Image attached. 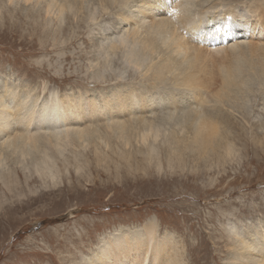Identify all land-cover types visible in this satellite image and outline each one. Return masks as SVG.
<instances>
[{
	"label": "rangeland",
	"instance_id": "rangeland-1",
	"mask_svg": "<svg viewBox=\"0 0 264 264\" xmlns=\"http://www.w3.org/2000/svg\"><path fill=\"white\" fill-rule=\"evenodd\" d=\"M13 1L0 0V93L4 91L3 89L7 91L9 86H13L27 90L32 102L33 98L39 95L46 104L45 100L53 97H57L56 99L60 97L62 103L63 98L68 95L76 98L83 92L100 95L110 90L113 87L111 85L116 87L117 83H120L118 89H127L133 85L137 89L145 87L151 91L149 88L151 78L148 76L150 73L144 72V67L138 70L131 57L126 55L127 51H124V48L108 58L105 57L104 51H100L102 46L104 50L109 49L106 42L110 39L109 36H121L123 34L118 33L119 30L139 25L138 22H124L127 18L123 14L124 11L130 10L128 7L133 8L129 3L137 4L142 0H133L134 3L128 2L126 6L118 2L84 0L81 9L77 6L71 8L76 9L75 18L72 12L66 10V19L61 15L56 18L57 7L50 9V17L47 19V1H59L57 4H65L62 0H41L39 4L36 0ZM176 1H163V3L167 2L163 6L164 9L157 4L154 10L156 12L161 10L158 13L159 17H162V14L163 17L170 16L172 11L169 10L173 9ZM249 2H252L253 6L256 5L255 8L252 6L253 12L264 11V0H192L191 2L189 0L187 6L189 5L188 9L191 11L187 18L190 22L197 21V13L202 10L199 17L206 14L212 16L215 13L221 16L224 15L223 12L230 11L237 14V17L242 15L258 19L260 16H251V13H248ZM181 19L183 18L175 21L171 18L168 23L174 29L176 25H181L180 31L186 35L188 45L195 47L193 48L195 53L196 49H199V53H196L197 57H200V48H204L203 60H200L196 67L202 64L205 67L209 66L205 70L206 73L203 71V66L197 68L200 73L198 78L208 84L206 86L208 94L205 93L201 98L204 102L202 101V105L199 106L198 103L201 101L198 94L204 91L182 87L181 70H177L176 73L174 68L175 74L170 73V70L163 72L165 77L168 73L171 77L168 75L170 78L167 76L165 82L157 89L161 91L166 89L167 94L176 88L190 93L194 100L189 105L201 107V111L205 113L208 110L207 115L215 117L214 119L223 125L220 138L222 137L221 140L224 142H221V147H216L217 151H214V154L212 152L211 156L201 155L198 152L193 155L186 151L185 157L179 160L178 164L174 160L178 154L171 151L170 155L176 157L173 159L174 163L170 162L169 165V162L163 158L168 155L166 148H170L171 137L178 135L176 132L181 130L180 124L159 123L158 129L164 134H161L158 141L166 143L161 146L166 150L155 152L160 155L161 161L157 162L160 163V167L142 169L144 163H141L137 151H142L145 145L140 146L143 145L141 142L137 144L140 138L139 131L129 133L125 140V137L119 139L117 136L119 134H113L114 130L106 128L100 132L97 139L92 137L86 140L68 141L71 136L66 135L69 131L62 130L63 127L59 129V136H54L51 132L57 129L54 130L52 126H45L53 128L50 131L37 126L41 122H53L50 117L38 116L35 120L36 128L34 125L29 128L24 126L25 119L22 122L11 112L8 117L12 115L13 119L7 123V130L3 137H0L1 140L4 138L10 141L4 142L5 145L0 144V154H2L0 156V264H90L97 259L100 244L111 229L132 225L144 233L146 224L143 223H147V220L153 217L158 223L156 240L158 245L168 244L170 248L167 254L171 252L172 258L177 262L182 260L179 264H232V260L233 263H239L230 256L231 252H237L233 239L237 241L245 239L255 227H261L259 237L264 236V63L256 61L257 66L262 63L261 70L253 72V69L249 68L253 57L249 59L248 52L242 51L243 57L240 56L241 60L239 58L238 62L240 68L243 67L241 77L247 79L244 90L239 88L237 92L240 94L236 92L237 94L231 98L233 99L231 103L227 102L226 106L218 105L215 95L212 94V91L218 90L221 85L219 75H214V72L217 74L220 71L219 66L223 64L221 61L226 63L229 61L224 58L231 53V50L239 49H229V52L224 44H230V39L235 41L244 35L243 33H246L247 43L251 40L250 35L256 33L254 29L258 30L260 25L252 26L253 29L249 30L250 25L248 28H243L236 24L232 28V36L226 43L220 42L219 37H212L210 41H214L215 44L209 45L206 41V44L200 43L199 40L198 42L197 36L192 37L191 32L186 34L185 24L183 22L179 24ZM251 22L253 24L254 21ZM59 23L62 27L60 31L56 30ZM208 28H203L202 32H207ZM142 30L143 28L140 32ZM262 33L264 34V31ZM144 34L143 30L142 35ZM254 40H251L252 43ZM261 42L264 47V38L257 39V44ZM243 46L248 49L250 44ZM220 47L226 48V51L224 50L223 53L221 49H217ZM204 50L209 51V54ZM217 50L218 54H216ZM163 55V48H158L157 51L152 52L150 59L146 56L144 65L149 63L151 65L152 58L154 62L160 61ZM132 59L135 60L134 57ZM191 59L190 56V61ZM100 61L102 64L107 63L108 67L105 69L109 74L105 79L114 78L112 82L108 83L107 80L97 82L102 71L100 69L104 68ZM98 62L99 64L95 65ZM192 66L191 68L194 69ZM199 68L202 70L200 71ZM171 74L178 75L175 77V82H172ZM206 74L210 75L207 77ZM203 76H206V81ZM89 97L92 100H102L98 95L90 94ZM14 104L15 102L12 101V105ZM189 105L181 109H186ZM210 109L213 111L211 112ZM91 110V107L87 110L85 123L91 122L88 118ZM18 111L16 110L17 113L22 112V117L24 115L26 118L29 117V112ZM70 113L72 111H68L65 107V114L70 115ZM158 116H160L159 120H163L162 113ZM16 122L17 124L20 122V128L23 127L21 130L19 126H14ZM60 125L66 126L62 120ZM22 132H30V136L20 135ZM169 133L170 139H167ZM27 142L30 146L26 144ZM125 142H130L132 147L122 149ZM10 144L12 145L9 147ZM230 145L233 152L228 154L227 149ZM34 149L36 152L32 153L31 150ZM9 151H12L10 155ZM127 155L128 161L122 158ZM128 162H132L129 168ZM49 165L52 167H48ZM39 171L43 172L46 178H40L37 174ZM50 175H54L56 183L53 184ZM164 237L169 241H165ZM167 254L163 253L156 261H150V256L143 255V264H166Z\"/></svg>",
	"mask_w": 264,
	"mask_h": 264
},
{
	"label": "bare ground",
	"instance_id": "bare-ground-1",
	"mask_svg": "<svg viewBox=\"0 0 264 264\" xmlns=\"http://www.w3.org/2000/svg\"><path fill=\"white\" fill-rule=\"evenodd\" d=\"M12 1L13 0H10V2H12ZM26 1H32V0H26ZM36 1H37L36 3L39 4V2L41 0H36ZM83 1L84 0H62V2H65V4H61V3L57 4V2H59V1H54V2H48L47 1V7H46L47 19H49V17H50L49 16L50 12H51L50 9H52L54 7L58 8V14H57L56 18H58L59 15H61V16H63L64 19H66V17H65L66 10H68L69 12H72V16L75 18L76 17V14H75L76 9H71V8L77 6L81 9V7L83 6ZM103 1H107L108 3L118 2L121 4H125V6H126V3H128V2L132 1L134 3L133 0H103ZM163 1H169V0H163ZM163 1L162 0H142V2H138L137 4L136 3H134V4L129 3L130 6L133 5V8L128 7V8H130V10L128 9L126 12L124 11L123 16L125 18H127V20H124V19L123 20H124V22H128V21L133 22V23L138 22L139 25L137 24V25L131 26L129 28H124L123 30L121 29V31L119 30L118 33L123 34L121 36L111 35L112 34L111 33L110 34L111 36H109L110 39L108 41H106V42H108L107 46L109 47V49L104 50V48L102 46L103 44H102L101 45L102 47L100 50L102 52L104 51L105 57L107 56V58H108L109 56H112L111 54H115L116 51L122 50L121 48H124L125 49L124 51H127L126 55L131 57V61L137 67L138 70L141 67H144V72L150 73V74H148V76L151 78V79H149L150 87L149 86H147V87H149L151 89V91L145 87L143 89L142 88L137 89L133 85L129 86L127 89H118L120 87V83H117L115 85L116 87H114V85H111L113 87H111L110 90H106L105 92H102L103 94H100V95L94 94L92 92H90V93L88 92V94L83 92L79 96H77L76 98L71 97V95H68V97L63 98L62 103L60 102L62 100L60 97H59V99H56L57 97L54 98L52 95L53 98L45 100V102H46V104H45L43 98H40L39 95L37 96V93H36L37 98L36 97L33 98L34 101L32 102L31 101L32 99H29V95H28L27 90L26 91L21 90L19 88H14L13 86L10 87L8 85L9 88L7 89V91L5 89H3L4 91H2V93H0V137H3L2 135L7 130V128H8L7 123H9L13 119L11 117L12 115L8 117V115H10V113L12 112V114H14V116H17V117H15L16 119H18V120L21 119V121L23 119H25L26 122H24V124H25L24 126L29 127V128L33 127V125L34 126L36 125L35 120L37 119L38 116L39 117H50L53 120V122L48 121L47 123H42L40 121L41 123L37 126H41L42 128H46V129H44L45 131H50L53 128H54V130L57 129V130L51 132L54 136H59V134H60L59 129H61L63 127L62 130L69 131L67 133L65 132L66 135L71 136L67 139L68 141L69 140L75 141V139L86 140V139H90L92 137L97 139L98 136L100 135V132H102V130H104L106 128H109L110 130H114L113 134H119V135H117L118 138L120 139V138L125 137V140H127L126 137L128 138V136H126V135H128L129 133L134 132V131H139L138 135L140 136V138L137 141V144L141 142L143 145H140V146L145 145V148L142 151H137L138 153L136 152L137 154H139L138 157H139L141 163H144V167L142 169H145V167L150 168V169L151 168L155 169L156 166L157 167L159 166L160 163L158 164L157 162L161 161L160 155L155 153L156 151H159V150H166L167 149L168 155L165 154L166 157H164L163 159H166L165 161H168L169 165H170V162H173V159L176 157L175 156L173 158V156L170 155L171 151L178 154L177 158L174 159L175 161H177V164H178L179 160H182L185 157L186 151H188V154H193V155L195 152H198L201 155H205V156H211L212 152L214 154V151H217V150H215V148L216 147L220 148L221 147L220 144H222L224 142L223 140H221L222 137L220 138V134L222 133L221 129H223V125H221V123L218 120H215L214 119L215 117H213L211 115L209 117V115H207L208 110L205 113V112H202L203 110L201 111V109H202L201 107L199 108V107H195L194 105L193 106L189 105V103L194 100V98L189 95L190 93L183 92L182 90H178V88H176L175 90L169 91V93L167 94L166 89H165V91H164V89H163V91H161L160 89H157V88H159V85H161L165 82L164 79L168 75L170 76V73L175 74V72H174V69H175L176 73H177V70H181V75H183L180 79V81L182 80L181 83L179 82L182 85V87L183 86L188 87L191 90H193V88L196 90L201 89L204 91V92H200V94H198V96L200 97L199 100L201 101L200 103H198L199 106L202 105L201 104L202 101L204 102V99H201V98L205 95V93L208 94V92L206 91V86L208 84H206L204 81H202V79L198 78L200 73H199L197 68L200 66H203L204 67V68L202 67L203 71H205V70H207V68L209 66L207 65L205 67L202 64L200 66L197 65V67H196V64L198 62H200V60H203L202 58L204 56H203L202 49H204V48L203 47H202V49L200 48L202 53L200 52V57H197L196 53L198 52L199 49L198 50L196 49L197 52L195 53L194 52L195 50L193 49L195 47L188 45V42L185 39L186 35L184 34V32L182 33L180 31L181 25H176L175 29H174L172 26H170L168 21L171 18L175 19V21L179 18H183V19L179 20V24H181L182 22L185 24V27H186L185 31H187V29H189L188 31L191 32L192 37L197 36L198 40L201 41L200 43L206 44V42H207V44H209V45L215 44L214 41H210L212 37L213 38L219 37V38H221V40L219 39L220 42L222 41V43H226L230 39V37L232 36V34H233L232 28L236 24L239 25L240 27H243V28H248V26L250 25L249 30L253 29L252 26L260 25L258 30L254 29V31L256 33L250 35L249 39H251V40L256 39L253 41V43L251 40L247 41V43H246L245 42L247 40V39H245L246 33H243L244 35L240 36L235 41H233V40L231 41V39H230V44H224V46L228 50L233 49V48H239L238 51L236 49L233 51L231 50V53L224 58V60L229 59V61L227 63L225 61H221V62H223V64H220V66H219L220 71L217 74L214 72V75H219L220 80H221V85H219L220 86L219 89L217 88L218 90L214 89L212 91V94L215 95L216 103L218 105L224 104V106H226L227 102L231 103V100H233L231 98L233 96H235V94H237V93L240 94L239 92H237V90L239 88L244 90V86H245L246 81H247L246 78L244 79L243 77H241V74L243 72L242 71L243 67L240 68L241 65L238 62L240 56L243 55L242 51L246 50L248 52L249 59H250V57L251 58L253 57L251 62H254V64H250L251 62L249 63V68L251 70L253 69L252 70L253 72L256 70L258 71V69L261 70L260 65H262V63H264L263 62L264 61V47L262 45V42L260 44H257V39H259V38L263 39L264 38V34L262 33L264 31V22H263L264 11L253 12L254 9H252V6L254 4L252 2H249L250 5L247 6L248 13H251V16H260L258 19H254V17L249 18L248 16H242V15L240 17H237V14L232 13L230 11L223 12L224 15H221V16H218L215 13V15H212V16H209V14H206L202 17H199V15H201L203 12L202 10H200V11H198L197 16H196L197 21L190 22L187 18L188 14L191 11V10L189 11V9H188L189 5L187 6V4H188L187 2L189 0H177L176 5L173 7V9L171 8L172 10H169V12L172 11L170 16L167 15L166 17H163L164 14H162V17H159L158 13L161 10L159 9L160 11L156 12V10H154V9H156L157 4L160 7H162V9H164L163 6H164V4L166 5L167 2L163 3ZM191 1L192 0H190V2ZM13 2H15V1H13ZM184 2H186V3H184ZM14 4H17V3L15 2ZM77 4H79V6ZM251 4H253V5H251ZM255 6H253V7L255 8ZM4 7H6V6H4ZM134 7H136V8L134 9ZM160 7H158V8H160ZM68 8H70V9H68ZM208 12H210V11H208ZM179 14H181V17H179ZM172 15H173V17H171ZM151 16H153V17L155 16V18H150ZM147 18H150V19H147ZM250 19L253 20L255 23L253 22V24H252ZM185 20H186V22H185ZM60 26H61V23L57 24L56 30L59 29L58 31H60V28H62ZM62 26H64V25H62ZM208 27H211V28L207 32H202L203 28H208ZM142 28L145 31L144 35H142L143 30L140 32V30ZM115 33L116 32H114V34ZM175 33L177 35L178 34L179 35L176 36ZM185 33L187 34V32H185ZM237 37H238V35H236V38ZM105 39H106V37L104 38V41H105ZM202 40H207V41L203 42ZM243 44H245V46L250 44V46L247 49V47L244 48ZM49 47H50V45H49ZM158 48H163V51H164L163 58L158 62H154L155 60H153V58H152L151 61H153V62L151 63V65H150V63L148 65H144L146 63V62H144L146 56L148 59L152 55V52L157 51ZM209 48H210V46H209ZM226 48L223 49L220 47L217 49H221L220 51L223 52ZM212 50H215V49H212ZM100 51H99V54H100ZM204 52H205V50H204ZM208 52H205V53L209 54ZM229 52H230V50H229ZM218 53L219 52L217 50L216 54H218ZM210 55H212V53ZM98 56H101V55H98ZM160 56L162 57V55H160ZM190 56L192 57L191 61H190ZM132 57H134L135 60H133ZM242 57L243 56H241V58ZM98 58H100V57H98ZM241 58H240V60H241ZM101 59H102V57H101ZM96 60H98V59H96ZM111 61L113 62V60H111ZM181 61L183 63H185V65H183V63ZM256 61L259 63L260 62H262V63L260 65L258 64V66H257V63L255 65ZM203 62L201 61V63H203ZM100 63H101V61H100ZM191 63L193 64L194 69L191 68V66H192ZM243 63H245V62H243ZM98 64H99V62L96 63L95 65H98ZM188 64H190V65H188ZM102 66L104 68L100 69L102 71L99 73L98 78H100V79H98L97 82H104L106 80L108 81V83L112 82V80H114V78H112L111 80L105 79L109 74L108 73L109 71L107 69H105L106 67H108L107 63L106 64L103 63ZM191 69H193V70L191 71ZM199 70L201 71L202 69L199 68ZM164 71L165 72L169 71L170 73H168V75L165 77L163 75ZM171 71H173V72H171ZM110 73H112V72H110ZM178 73H179V71H178ZM204 73H206V71ZM164 74H166V73H164ZM174 74L173 75L171 74L173 76L172 82H175V77L178 76L177 74L176 75H174ZM210 74H212V73H210ZM210 74H206V76L210 75ZM97 76H98V74H97ZM205 77H204V80H205ZM177 79H178V77H177ZM214 79H215V77H214ZM92 82H94V81H92ZM177 86H178V84H177ZM146 90H147V92H145ZM196 90H195V92H197ZM184 91H186V90H184ZM39 93H41V92H39ZM183 93H186V95H184ZM192 93H194V92L192 91ZM90 94H91V96L98 95L99 97H102V100H92V98L89 97ZM31 97H33V96H31ZM196 97H197V95H196ZM93 99H95V98L93 97ZM6 100L7 101L9 100L10 102H5ZM84 100H86V102H84ZM12 101L15 102L14 105H12ZM196 101H198V100H196ZM187 105H189V106L186 109H184L185 106H187ZM65 107L68 108V111H72V113H70V115L65 114ZM90 107L92 110H91V114L89 115L88 118H90L89 122L90 121L91 122L85 123L84 118H85V115L87 114V110H89ZM181 107H184V108L181 109ZM16 110H19V111L21 110L23 112L24 111L29 112V117L27 116V118H26L25 115L22 117V115H21L22 112L17 113ZM212 111L213 110H211V112ZM51 112H52V114H51ZM48 113H50V114H48ZM161 113L163 116L162 117L163 120H159L160 116H158V114H161ZM26 115H27V113H26ZM107 117H109V118H107ZM61 120H62L63 124L66 126L60 125ZM106 120H108L107 123L105 122ZM15 121H17V120H15ZM19 123L17 124V122H16L14 124V126L17 125L20 128ZM159 123H162L163 125H170L171 123L180 124L179 128L181 130H179V128L178 129L176 128L177 130H179V132H176L178 135H173L171 137V142L169 143L170 148L167 147L165 149L164 147H161V146L165 145L166 143L164 141H162V142L158 141V138H161V136H162L161 134L163 133L158 129V127L160 125ZM45 126H52L53 128L45 127ZM21 128H23V127H21ZM21 128H20V130H21ZM35 128H36V126H35ZM187 128L189 129L188 131L183 130V129H187ZM9 129H11V127ZM30 130L31 129H29V131ZM170 130H171V128H170ZM12 131H13V129H12ZM22 131H23V129H22ZM170 133L172 134L174 132H170ZM170 133H169V136H167V139L168 138L170 139ZM21 134H24V136H25V135H29L30 132L29 133L28 132H22V133H20V135ZM37 135H39V134H37ZM49 135H50V133H49ZM18 136H19V134H18ZM20 137H22V136H20ZM226 137H228V136H226ZM13 138H15V137H13ZM60 138H61V136H60ZM25 139H26V137H25ZM51 139H53V138H51ZM2 140H1L0 144L1 143L4 144V142L8 141V139H4V141H2ZM27 140L28 139H26V141ZM33 140H34V138H33ZM8 142H10V141H8ZM20 142H24V141H20ZM35 142H36V140H35ZM26 144L30 146V144H28V142ZM11 145L12 144H10L9 147ZM36 146H39V144ZM36 146H35V148H36ZM131 147L132 146L130 145V142H125V146H123L122 149L124 148V150H125V149H129ZM18 148L20 151L19 146H18ZM119 148H117V150ZM230 148H232V145H230L229 149H227L228 154H231L233 152L232 149H230ZM38 149H40V148H38ZM7 150H9V149H7ZM4 151H5V149H4ZM15 151L16 150H14V152ZM31 151H32V153H33V151L36 152L35 149L31 150ZM206 151H209V153ZM2 152H3V150H2ZM10 152H12V151H9V155H10ZM137 154H136V156H137ZM188 154L186 156H188ZM1 155L2 154H0V156ZM33 155H35V154H33ZM218 155H220V154H218ZM197 156L200 157V155H197ZM9 157H11V156H9ZM122 158H125L126 161H128L129 157L127 155V156L122 157ZM195 158H196V156H195ZM32 159H34V158H32ZM210 160H212V159L210 158ZM203 161H206V160L204 159ZM207 161H208V159H207ZM128 163H129V165H128V168H129L131 166L132 162H128ZM48 167H52V166L49 165ZM209 167H211V166H209ZM117 171H119V170H117ZM37 174L40 176V178H46L45 174L43 172L39 171V172H37ZM126 174H129V173L126 172ZM54 178H55L54 175L53 176L50 175V180L53 182V184L56 183ZM46 185H48V184H46ZM143 224H146L145 228H144L145 229L144 233H141L138 230V228H135L132 225L129 227L121 226V228L120 227H116V228L114 227L113 229H111V232H109L106 235L105 240H103L102 243L100 244L98 254H97V259L95 261L91 262L90 264H143V259H144L143 255L146 257L150 256V259H149L150 261H156L158 259V257L160 255H162L163 253L166 252V254H167L168 248H170V246L168 244H164V246H159L157 241H156L158 239V237H157V230H158L157 224L158 223L156 222V219L154 217L150 218L147 220V223H143ZM260 230H261V227H259V228L255 227L254 230L251 232V234L248 237H246L245 239H241L239 241H237L236 239H233L235 241L234 245L236 246L237 252H231L230 256L234 260L239 261V263H233V260H232L231 261L232 264H244V262H247L246 264H264V236L259 237L260 233H261ZM254 231L257 233H253ZM228 233H230V232H228ZM164 240L169 241V239L167 237H164ZM171 254L172 253L170 252V254L166 255V258L168 259L166 264H179V263H181L182 260H179L177 262V260H174L172 258ZM175 257L176 256H174V258ZM144 261H146V260H144ZM159 262L162 263L161 260H159Z\"/></svg>",
	"mask_w": 264,
	"mask_h": 264
}]
</instances>
